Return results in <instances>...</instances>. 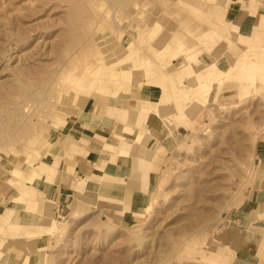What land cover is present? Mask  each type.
I'll return each instance as SVG.
<instances>
[{"label": "rangeland", "instance_id": "rangeland-1", "mask_svg": "<svg viewBox=\"0 0 264 264\" xmlns=\"http://www.w3.org/2000/svg\"><path fill=\"white\" fill-rule=\"evenodd\" d=\"M257 10L264 14V0H0V264H264V24L250 22ZM194 64L208 66L194 72ZM181 65L183 77L193 76L187 85ZM139 83L158 98L165 87L158 108L166 126L146 131L141 144L117 138L138 125L98 135L125 162L114 180L102 169L94 185L75 187L76 155L94 169L108 156L83 135L96 127L90 115L101 123L93 98H111L108 114L125 124L122 107L136 102L123 92ZM76 142L89 154L66 155ZM56 157L59 169L49 161ZM122 179L116 192L98 185ZM61 185L71 195L49 213L54 224H40L43 195L54 198ZM140 191L148 207L124 214L117 194Z\"/></svg>", "mask_w": 264, "mask_h": 264}, {"label": "crops", "instance_id": "crops-1", "mask_svg": "<svg viewBox=\"0 0 264 264\" xmlns=\"http://www.w3.org/2000/svg\"><path fill=\"white\" fill-rule=\"evenodd\" d=\"M233 1L236 2V0H233ZM227 10L228 9H226L224 11L226 12ZM238 14H239V12H238ZM259 15H264V14L260 13L259 10H257V14L254 15L252 17V20L250 21L251 24H255L256 23L257 17ZM239 48H240V46L235 47L234 49H235V51H237ZM207 66H208V64H204V65L194 64V72L202 71ZM184 67H186V65H181V67H179L178 74L180 76V81H182V82L184 81L185 82L184 84L187 85L189 83L191 77H193V76L192 75H186L185 77H183L182 76L183 75V71L182 70H184L183 69ZM152 88H153V86L149 87V86H146L145 83H143L141 86L138 87V91H137L138 94L137 95L139 96V98H148L151 95V93L153 92ZM163 91H165V87L164 86L162 88V93L159 96V99H161L165 95L163 93ZM110 103H111V98H106V100H103V99L101 100V98H98V99H96V98L94 99L93 98L92 103L90 104L91 107H92L93 116L102 117L101 123H98V124H97V121L94 120L91 115H90V118L86 121V123L89 124V125L96 124V127H94V129H93V135H88V134H84L83 133L84 138H86L88 140V145H90V146H94L95 147V146H97V145H99L101 143L100 140L96 139L98 135L101 136V137H104L103 134H105V133L107 134V132L113 133L115 130H120V132H123L124 129L127 130L132 125H138V121L139 120H138L137 111H134L131 114V116L129 117V120L127 122H125V124H123L122 122L118 121L119 118L117 116H112V115L108 114L109 113L108 109H109ZM144 123H145L146 126L155 129V128H157L160 125V119L157 116H155L153 113L148 112L145 115ZM138 129L134 133H136L138 131ZM134 133L129 134V135H125V138H126L125 140H128L129 136L133 135ZM105 144H106V142L101 143V147H102L103 151H106V150H104L105 149V147H104ZM115 149L116 148H113L112 150H110L111 154H108L107 151L105 152V154H108L107 158L103 159V162L101 164L97 165L96 169H94L92 167L93 163L92 164L90 163L91 161H90L88 156L84 157V156L76 155L75 158H74V164L73 165H75V172L78 174V175H75V176H77L78 178L75 177L73 179V181H74L73 185L75 187H78V188L91 187L92 185H94V180L98 179L96 176H99V175L103 174V170L102 169H104L106 173L111 174L113 176L114 175H116V176L119 175L118 172L120 171V163H123L124 157L118 155L115 152ZM67 152L68 153L66 155H69V157H73L75 155V153H82L84 155L85 154L86 155L89 154L88 150H86L84 148V146L79 145L77 142L74 143V145L71 146V148H68ZM122 157H123V160H122ZM49 161H50V163L55 162L56 168L59 169L58 168L59 157L50 158ZM61 167H62V169L60 168V171H66V170L69 169L68 168L69 165L66 164V162L64 164H62ZM41 171L42 170L40 169V172ZM80 177L84 178L86 180H80L79 179ZM45 179H46V176H45ZM138 180L140 182V186L133 182V183H129L127 188H129V187L133 188V187H135L137 185V186L141 187V189H142L143 188L142 182H141L142 180L140 178H138ZM98 185L100 187H102L103 188L102 190H104V191H114V192H116L118 189L122 190L121 188H118L117 186H114L113 184H109V183L107 184V182H105V183L104 182L103 183L100 182ZM64 187L70 188L69 186H64V185H61L59 187H55V186L53 187V191L54 192H52V193H54V195L52 197H54V198H49L46 195H43V199L40 201V207H41V210L43 212H45V213L53 212L58 207V204H60L59 207L60 206H65V205H63L61 203L65 202L66 201V196H69L71 194H70V192H69V194H67V191H66L67 189L64 188ZM49 188H51V187L49 186ZM2 190H4V193L7 192L6 189H2ZM117 195H119V197H120L122 194L118 193ZM5 209H6V207L1 204L0 205V214H2ZM127 213L128 212L126 211L124 214H127ZM37 236H39V235H35L33 237H37ZM262 253L264 254V244H263V247H262Z\"/></svg>", "mask_w": 264, "mask_h": 264}, {"label": "bare ground", "instance_id": "bare-ground-1", "mask_svg": "<svg viewBox=\"0 0 264 264\" xmlns=\"http://www.w3.org/2000/svg\"><path fill=\"white\" fill-rule=\"evenodd\" d=\"M90 4V3H89ZM103 5L102 4H99L98 5V7L100 8V7H102ZM94 7V6H93ZM93 9V8H92ZM96 9H97V7H96ZM91 10V9H90ZM101 10V9H100ZM93 11V10H92ZM105 11V10H104ZM108 11V10H107ZM94 13V12H93ZM92 13V14H93ZM104 13V12H103ZM106 13V12H105ZM140 13V12H139ZM257 22H258V25L260 24H264V15H261L260 17H258L257 18ZM217 66H218V64H217V62H214V63H211L208 67H207V69H206V72L207 73H209L211 76H213L214 74H215V71H216V68H217ZM211 67V68H210ZM256 68V67H255ZM251 72V73H250ZM249 72V77H245L246 76V74H247V72H243V73H241L240 75L241 76H243V77H245V78H247L249 81H248V83H252V81L254 80V76H253V74H252V71H250ZM85 73V72H84ZM111 74H112V76H116L117 75V73H116V71H112V72H110ZM244 74H245V76H244ZM163 75V74H162ZM161 75V76H162ZM111 76V77H112ZM126 76V75H125ZM164 76V75H163ZM256 76H258V75H256ZM124 77V76H123ZM262 77H264V73H262L261 74V78ZM259 78H260V76H259ZM114 79V78H113ZM116 80V79H115ZM207 80H210L209 78L207 79ZM114 81V80H113ZM110 82V81H109ZM111 82H112V80H111ZM115 82V81H114ZM114 82H113V84H114ZM116 83H118V82H115V85H116ZM119 84H120V81H119ZM143 83H139L138 84V86L137 87H139V86H141ZM203 89H206L205 88V86L204 85H200ZM112 87V86H111ZM109 89H112V88H109ZM156 93H157V91L155 90V91H153L152 93H151V95L148 97V98H139V96L137 95L138 93L137 92H132V91H130V92H128L127 91V89L126 90H124V92H123V96L125 97H130V96H134V98H132L133 100H135V102H136V105H134V106H124V104L122 105V106H124V107H122V108H125L123 111H122V113H127L128 114V116L130 115L131 116V114L134 112V111H137V114H138V126H139V129H138V131L136 132V133H134V135H133V137L132 138H129V140L130 139H132L133 140V142L134 143H136V142H139V144H141V141L144 139V136H145V132L146 131H150V133L151 132H154V131H157V130H160V129H162L164 126H166L165 125V121L162 119V116H164V114H165V111L164 110H160L158 107V103H160V102H162L163 100H164V96L161 98V99H159L157 96H158V94L156 95ZM199 95H200V93H199ZM204 95H205V93H204ZM153 98H156L155 99V101H153ZM125 101V100H124ZM134 102V101H133ZM123 103H125V102H123ZM111 109V108H110ZM148 112H150V113H153L155 116H157L160 120H161V124H160V126L158 127V128H150V127H148V126H146L145 125V123H144V118H145V115L148 113ZM124 115V114H123ZM129 116V117H130ZM123 126V125H122ZM117 138L118 139H122V138H125V135L124 134H122V133H117ZM120 140L118 141V142H116V143H114V144H117V145H119L120 143ZM128 142H130V141H128ZM138 144V143H137ZM129 148H124V146H123V148H122V150L123 151H125L126 153H127V157H129L130 156V152H131V148H132V146L134 145L132 142H130L129 143ZM104 147H105V149L106 148H108V147H106V145H104ZM141 150H142V148H141ZM143 151V150H142ZM145 153V152H144ZM140 156V155H139ZM131 163H132V161H130ZM145 163H146V161L141 157V158H139V161L137 162V165H138V167H139V178L142 180L141 182H142V186H143V188H145V186H146V182H145V180H144V178H143V175H147L146 173H147V171H146V169H145ZM132 165V164H131ZM69 168V167H68ZM64 173V174H63ZM62 174L64 175V176H61V178L63 177V178H65L66 177V175L68 174V173H66V172H62ZM101 176V178L102 177H105V175H104V173L103 174H101L100 175ZM113 176V175H112ZM80 179V178H79ZM115 179V177L113 176V180ZM128 178H126V180H127ZM131 179V178H130ZM66 180H67V178H66ZM80 180H86V179H84V178H82V179H80ZM124 180L125 179H122V181H121V183H119V184H117V186H118V188H121L122 189V184H123V182H124ZM125 180V181H126ZM110 184V183H109ZM114 185V184H113ZM129 191V190H128ZM144 193L145 192H143V191H140V192H132V193H122V195H121V197L119 198L120 199V201L122 202V204H123V211L124 212H133V211H141V210H143V209H145V208H147L148 207V205H144L143 204V202H142V196L144 195ZM28 212V211H27ZM31 216H32V214H31ZM13 218H15V217H13V212H12V214L9 216V218H8V221L10 220H13ZM39 218H40V221H39V223L40 224H54L55 223V221H54V218H53V215H51V214H49V213H47V215H41V216H39ZM41 260V259H40ZM40 260H37V262H36V264L38 263V261H40ZM40 263V262H39Z\"/></svg>", "mask_w": 264, "mask_h": 264}]
</instances>
